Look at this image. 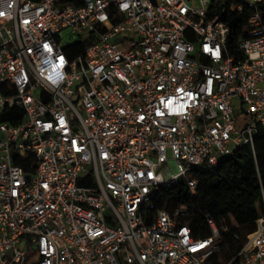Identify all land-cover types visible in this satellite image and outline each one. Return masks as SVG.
<instances>
[{
  "label": "built area",
  "instance_id": "1",
  "mask_svg": "<svg viewBox=\"0 0 264 264\" xmlns=\"http://www.w3.org/2000/svg\"><path fill=\"white\" fill-rule=\"evenodd\" d=\"M210 0H0V264H205L160 189L264 136V0L239 57ZM67 30L77 53L60 46ZM120 42L115 44L114 40ZM2 119H5L3 121ZM7 119V120H6ZM27 170L28 172H26ZM261 213L226 264H264Z\"/></svg>",
  "mask_w": 264,
  "mask_h": 264
},
{
  "label": "trees",
  "instance_id": "2",
  "mask_svg": "<svg viewBox=\"0 0 264 264\" xmlns=\"http://www.w3.org/2000/svg\"><path fill=\"white\" fill-rule=\"evenodd\" d=\"M230 4L231 0H210L206 17L217 18L227 26L229 39L226 49L239 57L238 45L246 37L245 26L250 11L243 9L241 12H232ZM254 150L255 158L250 147L245 145L234 150L214 168L194 170V191L180 181L170 188L158 190L153 197L155 210L164 208L171 199L175 201L174 208L192 209L195 215L189 226L195 238L211 234L206 218L216 223L220 233L217 241L219 251L205 264L228 263L238 254L246 236L255 230L261 213L260 182L264 184V136L254 140ZM253 164L258 175L249 174Z\"/></svg>",
  "mask_w": 264,
  "mask_h": 264
},
{
  "label": "rangeland",
  "instance_id": "3",
  "mask_svg": "<svg viewBox=\"0 0 264 264\" xmlns=\"http://www.w3.org/2000/svg\"><path fill=\"white\" fill-rule=\"evenodd\" d=\"M60 38H61L60 46L63 49H65V48L69 49L73 53H77L80 50V46L78 45V39L75 37H71L67 30L61 32ZM119 42L120 41L118 39H116V40H114L113 43L117 44ZM249 174L258 175V170L254 164H253L252 168L250 167ZM213 190L215 191L216 189L214 188ZM213 190L210 189V192L212 193ZM167 204H168V211L172 210L174 208V204H175L174 199L169 200V202Z\"/></svg>",
  "mask_w": 264,
  "mask_h": 264
}]
</instances>
